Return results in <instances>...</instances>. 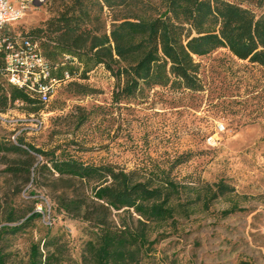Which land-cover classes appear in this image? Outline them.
Listing matches in <instances>:
<instances>
[{"label": "rangeland", "instance_id": "rangeland-1", "mask_svg": "<svg viewBox=\"0 0 264 264\" xmlns=\"http://www.w3.org/2000/svg\"><path fill=\"white\" fill-rule=\"evenodd\" d=\"M225 1L264 16V0ZM60 2L45 0L26 12L12 26L14 33L38 26ZM136 3L146 10L132 9L129 16L159 8V0ZM195 60L201 91L155 86L116 104L109 73L97 66L82 78L79 69L41 106L39 130L21 104L10 107L7 116L13 122L0 123V142L15 144L19 138L44 152L59 148L55 154L61 151L89 165L112 164L134 171L139 180L157 182L168 174L187 188L223 180L234 188L232 200L243 211L222 217L228 199L207 209H184L172 222L152 226L155 243L139 264H264V67L239 60L226 48ZM31 154L35 162L27 176L6 171L22 155L0 151V227L19 225L35 211L41 215L14 234H0L5 262L25 264L31 245L48 242L55 254L51 264H81L87 224L57 209L54 201L86 188L47 169L36 170L44 159ZM8 212L15 221H6Z\"/></svg>", "mask_w": 264, "mask_h": 264}, {"label": "trees", "instance_id": "trees-1", "mask_svg": "<svg viewBox=\"0 0 264 264\" xmlns=\"http://www.w3.org/2000/svg\"><path fill=\"white\" fill-rule=\"evenodd\" d=\"M132 9L144 11L146 6L138 7L136 0H61L54 13L19 35L38 43L57 80L63 79L65 71L73 79L79 69L80 77L86 78L90 70L101 66L114 79L111 101L115 104L133 98L142 88L155 86L201 91L195 58L217 48L264 67V16L256 17L237 4L159 0L153 14L129 16ZM15 104L22 105L25 116L39 117L38 111L47 103L1 76L0 114H7ZM14 143L0 142V151L24 157L17 165L8 166L7 172L28 176L35 162L32 152L44 159L37 162L36 170L47 169L62 179L77 181L81 188L85 186L84 192L72 190L69 196L54 201L57 209L87 224L89 239L81 264H139L155 243L150 240L152 226L172 222L175 214L190 207L207 209L215 201L228 199L231 204L219 212L222 217L243 211L232 200L234 188L223 180L203 182L197 188L174 182L168 174L157 182L139 180L134 171L112 164L89 165L61 151L55 154L59 148L44 152L19 138ZM40 216L35 211L19 225L0 227V234H14ZM6 221H15L11 212ZM54 255L48 242L42 246L38 242L31 245L25 264H51ZM0 264H8L1 248Z\"/></svg>", "mask_w": 264, "mask_h": 264}, {"label": "built area", "instance_id": "built-area-1", "mask_svg": "<svg viewBox=\"0 0 264 264\" xmlns=\"http://www.w3.org/2000/svg\"><path fill=\"white\" fill-rule=\"evenodd\" d=\"M45 0H0V77L25 92L47 103L55 88L70 79L69 73H63V79L57 80L51 75V67L43 58L36 42L14 34L12 26L29 10L39 7ZM35 130H39L42 121L33 117ZM13 122L7 114H0V123Z\"/></svg>", "mask_w": 264, "mask_h": 264}]
</instances>
